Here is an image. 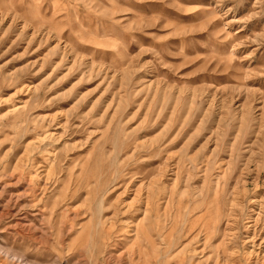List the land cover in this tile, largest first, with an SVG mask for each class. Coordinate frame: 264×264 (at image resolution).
<instances>
[{
	"label": "rangeland",
	"instance_id": "374dc122",
	"mask_svg": "<svg viewBox=\"0 0 264 264\" xmlns=\"http://www.w3.org/2000/svg\"><path fill=\"white\" fill-rule=\"evenodd\" d=\"M255 234L264 0H0V264H264Z\"/></svg>",
	"mask_w": 264,
	"mask_h": 264
},
{
	"label": "bare ground",
	"instance_id": "6f19581e",
	"mask_svg": "<svg viewBox=\"0 0 264 264\" xmlns=\"http://www.w3.org/2000/svg\"><path fill=\"white\" fill-rule=\"evenodd\" d=\"M237 197H238V196H237ZM234 199H235V198H234ZM235 200H236V199H235ZM145 201H146V200H145ZM236 201H237V200H236ZM257 203H258V202H257ZM236 204H237V203H236ZM236 204H235V202H234L232 206H235ZM255 205H256V204H255ZM238 206H239V205H238ZM238 206H237V207H238ZM259 216H260V215H259ZM259 216H258L257 219H255V220L253 221L254 224H253L252 227L256 226V223H257V221L259 220ZM230 224H231V223H230ZM257 224H258V223H257ZM249 226H250V225H249ZM247 228H248V227H247ZM249 229H250V228H249ZM256 234H257V233H256ZM256 234L254 235L253 238L250 239V242L253 243V247H254L255 249L258 247L259 252H260V250H263V252H264V241H263V242L261 241L262 243L260 242L261 244H259V245L257 246V245H256ZM258 239H259V238H258ZM247 241H248V240H247ZM252 243H251V244H252ZM253 247H252V248H253ZM255 251H256V250H255ZM261 252H262V251H261ZM261 252H260V253H256V252L254 253V251H252V252L248 253V255H255V254H256V255L258 256V255H261ZM257 256H256V257H257ZM259 258H260L259 261H263V262H264V255H263V258H261V257H259ZM259 258H258V259H259ZM14 259H15V258H14Z\"/></svg>",
	"mask_w": 264,
	"mask_h": 264
}]
</instances>
